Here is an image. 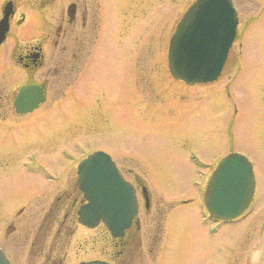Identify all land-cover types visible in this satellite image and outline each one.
Returning <instances> with one entry per match:
<instances>
[{
  "label": "rangeland",
  "instance_id": "rangeland-1",
  "mask_svg": "<svg viewBox=\"0 0 264 264\" xmlns=\"http://www.w3.org/2000/svg\"><path fill=\"white\" fill-rule=\"evenodd\" d=\"M103 1L106 48L94 69L74 92L52 85L40 110L17 119L8 111L11 124L0 121V200L8 206L0 204V245L10 219L1 216L22 228L25 214L15 213L23 206L30 235L12 233L6 246L17 264L34 263L30 238L52 198L45 202L50 188L37 190L39 170L73 171L102 150L147 189V208L138 197L139 242L128 250L133 264H264V0H233L238 26L221 75L193 85L172 78L166 59L170 33L193 0ZM27 4L33 0H17L19 9ZM3 57L0 49V93L9 103L27 77L68 76L50 66L30 75ZM231 152L251 162L255 191L242 216L217 223L205 217L203 187Z\"/></svg>",
  "mask_w": 264,
  "mask_h": 264
},
{
  "label": "flooded vegetation",
  "instance_id": "flooded-vegetation-1",
  "mask_svg": "<svg viewBox=\"0 0 264 264\" xmlns=\"http://www.w3.org/2000/svg\"><path fill=\"white\" fill-rule=\"evenodd\" d=\"M7 3L10 5L9 28L0 43L5 59L18 65L30 75L45 66L51 67L48 69L49 72L53 69L52 71L57 74L61 71L68 73L65 77H54L55 83L49 80V77H27L23 84L41 86L44 95L43 101L28 112H18L13 106L19 87L11 103H9V95L0 93V121L11 124L5 121L8 111L17 119L40 110L48 98L52 85L62 87L65 83V86L73 89L74 92L88 73L94 69V62L101 60L106 48L103 34L109 19L104 10L106 4L103 0H33V4H27L29 6L26 9H19L17 0H3L0 5V18ZM119 14L121 16L120 9H115L110 19V24L114 27L120 23ZM177 81L184 83L179 79ZM136 82L138 84L139 79ZM64 90H61L62 96ZM73 98L76 99L74 96ZM52 108L54 105L43 109L48 111ZM117 166L126 178L123 169L118 164ZM39 171L41 184L37 190L44 191V188H50L46 192L45 202H48V194L52 198L30 238L28 254L33 258L34 263L24 259V264H77L81 261L93 260L112 264H133L128 250L132 244L139 242V220H134L121 236H113L102 220L92 227L85 225L80 222L78 215V209L86 202V199L77 182L76 165L73 171L70 168L60 175H54L44 168ZM126 179L133 185L137 198L140 194L142 197L147 196L148 193L144 191L143 184ZM33 198H37V195L31 200ZM39 199L43 200V198ZM31 200L28 199V201ZM143 203L144 207L149 206V202ZM0 204L5 207L4 210L8 207L4 201L0 200ZM24 210L23 206L19 207L15 216L25 214L21 217L26 224L23 225L25 228L16 225L14 219L9 217V213L4 211L1 216L4 223L10 218L2 229L4 244L0 247L12 264L17 263L8 252L9 246L6 245L10 239L7 241V238H11L12 233H15V240L18 236L23 235L27 239L30 235V232L26 230L28 221ZM75 241L79 244L75 245ZM73 247L77 249H75V255L70 252Z\"/></svg>",
  "mask_w": 264,
  "mask_h": 264
},
{
  "label": "water",
  "instance_id": "water-1",
  "mask_svg": "<svg viewBox=\"0 0 264 264\" xmlns=\"http://www.w3.org/2000/svg\"><path fill=\"white\" fill-rule=\"evenodd\" d=\"M8 9L0 19V42L8 29ZM237 12L232 0H194L171 35L168 66L173 77L187 83L207 82L218 77L234 39ZM43 100L42 88L24 85L17 92V111H29ZM79 186L88 202L79 208L81 222L93 226L104 220L111 233L121 235L137 213L132 185L122 178L114 161L102 151L78 165ZM251 162L242 154L224 156L210 175L204 203L215 219L229 220L248 206L254 192ZM0 264H11L0 249ZM79 264H110L101 261Z\"/></svg>",
  "mask_w": 264,
  "mask_h": 264
}]
</instances>
